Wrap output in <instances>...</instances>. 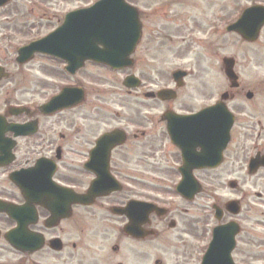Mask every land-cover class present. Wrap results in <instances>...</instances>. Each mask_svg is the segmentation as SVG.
I'll list each match as a JSON object with an SVG mask.
<instances>
[{
	"label": "flooded vegetation",
	"instance_id": "flooded-vegetation-1",
	"mask_svg": "<svg viewBox=\"0 0 264 264\" xmlns=\"http://www.w3.org/2000/svg\"><path fill=\"white\" fill-rule=\"evenodd\" d=\"M30 2L31 5L19 6L15 0H10L0 6V14H10L5 16V21H0V26L5 23V27L13 28V23L18 20L17 6L31 14L39 12L36 17L40 20L50 19L47 5L35 4L34 0ZM11 13H15V19ZM140 17L143 35L133 54V66L125 70L128 74L139 76L142 83L132 89L126 88L125 92L137 100L147 98L148 102L159 103L162 109L155 117L142 116L137 101L136 109L123 123L98 133L94 117L90 116L95 106L88 103V86L79 76L83 69L74 76L67 75L76 78V86L84 87L83 100L75 107L51 114L41 106L49 100V96L46 100L47 94L42 101L36 102L18 95L15 86L2 90L0 81V123L2 120L7 125L2 136L0 134V264H8L12 260L13 264H198L208 249L213 226L232 220L238 221L240 228L234 251L236 262L242 264L237 260V254L244 245L248 246L246 251L252 262L261 255H254L255 251L264 253V109L260 107L249 111L244 107L231 108L235 122L221 163L209 158L205 163L217 162V165L199 167L193 159L186 161L183 151L189 144L192 148L188 126L175 124L174 137H171L168 115L196 113L216 103L217 98L210 97L199 105L194 103L188 81L193 75V66L185 62H174L171 66V62L167 63L166 56H163L164 50H172L174 43L172 36H164L166 24L151 28V37L158 42L154 50L157 58L154 60L158 61L155 71L160 77V84L154 88L145 85L143 76L147 69L142 65V52L152 15L142 9ZM171 21L183 24L177 15ZM163 37H168L169 43L163 41ZM4 38L5 48L0 44V72L9 78L19 66L24 65L17 63V48L13 44L12 33ZM181 38L188 40L189 37ZM191 42L192 38L189 39ZM186 47L182 45L179 50L184 51ZM39 56L55 60L37 54L31 61ZM176 71L186 73L180 85L174 79ZM239 88L230 92L231 101L243 92ZM148 91L158 94L146 97ZM129 103L126 108H130ZM75 110H83L86 114L84 125L78 122L79 119L74 121L69 117H58ZM9 123L25 126L21 130L7 129ZM116 129L120 130L117 140L122 143H109L107 147L98 143L103 134ZM209 145L219 146L218 143L203 142L193 148V152L205 153L209 151ZM252 158L257 159L258 166L250 171ZM159 159L165 167V182L145 176L152 169H160ZM229 165L232 169L227 170ZM184 167L201 185L194 198L188 199L172 191L162 197L159 192L146 189V186L177 189L183 179ZM239 167L250 176L248 186L241 181L243 177L226 180V176ZM2 174L5 175L4 180ZM19 180L26 183V195L18 185ZM94 182L110 188V191L91 197L89 203L75 202L89 192ZM227 187L234 191L233 195L226 193ZM65 191L70 194L69 197H65ZM200 195L206 204L204 223L198 220L196 224L197 229L202 231L196 234L193 211ZM2 201L10 205L8 209L17 210L24 205L27 208L12 216L1 209ZM47 203L54 204L52 213L45 206ZM67 204H70L68 212ZM231 204L238 207L236 213L229 206ZM210 220L215 223L208 227ZM248 222L252 225L250 228L247 227ZM20 224L25 234L15 236V243L25 245L22 250L13 246L8 237V233ZM242 254L245 256L244 251Z\"/></svg>",
	"mask_w": 264,
	"mask_h": 264
},
{
	"label": "rangeland",
	"instance_id": "rangeland-1",
	"mask_svg": "<svg viewBox=\"0 0 264 264\" xmlns=\"http://www.w3.org/2000/svg\"><path fill=\"white\" fill-rule=\"evenodd\" d=\"M31 0H15L19 6L31 5ZM43 5H47L50 16L49 20L36 17L39 12L33 14L22 10L19 6L17 13V22L13 23V28L5 27V23L0 26V44L5 48L4 37L12 33L14 38L13 44L20 46L30 40L43 37L53 30L58 25V18L72 9L87 6L95 0H40ZM131 3L138 6L141 10L152 15L149 20V28L145 34L143 49L142 65L145 70L144 78L148 87L154 88L158 86L160 77L156 74L155 63L158 62L154 50H156V39L151 37L153 27L159 24L164 26V36H172L174 43L172 50L166 51L163 56H166V62H171V66L185 62L194 67L195 73L188 80L192 89V99L194 103H202L210 97L215 98L224 90L229 89V82L225 77L222 68V58L224 56H233L236 58V70L240 75L242 90L234 100L230 102V106L244 107L249 111H256V108L264 109V28L260 38L255 42H246L235 33H227L222 30V20L225 21V27L236 20L243 8L253 3V0H129ZM35 3V2H34ZM10 14H0V21H5V16ZM15 19V13H11ZM14 15V16H13ZM181 17L183 24L173 23L174 16ZM24 21V22H22ZM173 24V25H172ZM216 24L218 31H213L212 25ZM219 24V26H218ZM175 27V29H172ZM156 28V27H155ZM220 28V29H219ZM156 35V34H155ZM184 37H189L188 40ZM157 37V36H156ZM192 42L189 43V39ZM163 41L169 43L168 37H163ZM161 40V41H162ZM159 42V45L161 43ZM182 42V43H180ZM168 45V44H167ZM182 45H186V50L182 51ZM171 46V45H169ZM168 49V46L166 47ZM182 51V52H181ZM169 58H172L171 60ZM174 63V64H173ZM159 66V64H158ZM20 70V71H19ZM42 71H45L43 73ZM128 72L126 70L115 71L108 66L96 64L93 62L87 63L83 70L79 72V76L83 79L84 84L88 86V103H92V117L94 124L97 125V132L101 133L104 130L121 124L130 116L136 106L135 102L139 101L141 115L147 117H155L162 109V106L153 101H147L146 98L137 100L134 96H127L125 87L122 84L123 79ZM76 78H69L61 70V64L46 60L39 56L28 65L19 66L16 73L9 78H5L1 82L2 90H8L11 87L16 88L18 95L33 99L36 102L42 101L44 97H48L53 92L67 81H75ZM164 82V81H162ZM149 84V85H148ZM253 90L257 96L252 100H248L246 92ZM127 102H130V108H126ZM86 106V105H85ZM82 109H84V107ZM88 113V112H87ZM89 114V113H88ZM69 117L74 121L79 119V123L84 125V117L86 114L83 110L70 111L67 114H61L58 117ZM81 118V119H80ZM84 131V130H83ZM85 132V131H84ZM83 132V133H84ZM160 169L157 171L151 170L145 176H153L152 180H162L165 182V167L162 159L158 160ZM227 170L232 169L231 166L226 167ZM222 172L227 171L223 170ZM3 180L5 175L2 174ZM232 177H243L242 182L246 186L250 183L246 171L237 169L231 175L226 176V180ZM252 182V181H251ZM149 188V189H147ZM147 190L159 192L162 197L171 194V189H158L146 186ZM227 187L226 193L233 195L234 191ZM204 197V196H203ZM179 205L181 204L178 202ZM206 202L200 197L194 203V218L193 227L196 234H200L202 230L197 229V221L203 224L204 208ZM210 213V212H209ZM213 225L215 222L209 221ZM252 225L247 223V227ZM260 228V226H258ZM263 228V227H261ZM248 246L240 247L237 254V260L242 264H264V253L259 250L255 251V261L248 259L249 252L246 251ZM242 249V250H241ZM245 252V257L242 254ZM13 260L8 264H13Z\"/></svg>",
	"mask_w": 264,
	"mask_h": 264
},
{
	"label": "water",
	"instance_id": "water-1",
	"mask_svg": "<svg viewBox=\"0 0 264 264\" xmlns=\"http://www.w3.org/2000/svg\"><path fill=\"white\" fill-rule=\"evenodd\" d=\"M262 26H264V6L254 5L247 8L239 20L230 25L227 30L237 31L246 40L253 41L258 38ZM140 37L141 22L137 8L130 5L126 0H100L90 8L67 14L65 21L56 31L38 42L21 48L18 60L26 62L34 52L43 51L66 59L70 64L68 69L72 72L83 66L86 60H93L107 64L114 69H120L132 64L130 55L135 50ZM224 63L225 72L231 81V86H238V75L234 70V58L226 57ZM125 83L128 86H135L132 78H129ZM226 96L225 94L224 98ZM249 96H251V93ZM78 99L75 93L68 91L52 100L51 105L53 107H64L76 101L78 102ZM215 108L217 109L216 114L211 115L220 119L219 121L204 122V116L208 115L206 114L207 111L204 110L194 115L195 119L188 120V123L194 128L190 132L202 138L204 129L208 126L219 125L225 130L220 129L218 133H224L227 137L225 142H227L233 123L232 115L222 102L216 105ZM175 119L180 118L175 117ZM186 123L185 121L184 124ZM5 127L4 121L1 120L0 134L6 129ZM117 137L118 135L114 134L105 135L99 144L107 147L109 143L110 145L121 143L118 142ZM188 152L191 153L192 151L189 150ZM57 191L61 192L62 189H57ZM69 196L70 194L65 191V197ZM47 204L54 207L52 203ZM4 208V206L1 207V209ZM238 229L236 223L216 228L214 239L202 264H234L231 252L235 246V235ZM24 234L21 227L15 235L13 233L14 236L11 240L15 239V236L20 237Z\"/></svg>",
	"mask_w": 264,
	"mask_h": 264
}]
</instances>
